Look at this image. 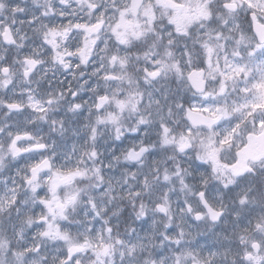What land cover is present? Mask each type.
Here are the masks:
<instances>
[{
	"label": "snow or ice",
	"instance_id": "6c2138e0",
	"mask_svg": "<svg viewBox=\"0 0 264 264\" xmlns=\"http://www.w3.org/2000/svg\"><path fill=\"white\" fill-rule=\"evenodd\" d=\"M0 264H264V0H0Z\"/></svg>",
	"mask_w": 264,
	"mask_h": 264
},
{
	"label": "flooded vegetation",
	"instance_id": "af4514ba",
	"mask_svg": "<svg viewBox=\"0 0 264 264\" xmlns=\"http://www.w3.org/2000/svg\"><path fill=\"white\" fill-rule=\"evenodd\" d=\"M70 78V77H69ZM61 79H63V77H61Z\"/></svg>",
	"mask_w": 264,
	"mask_h": 264
}]
</instances>
